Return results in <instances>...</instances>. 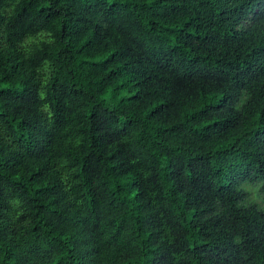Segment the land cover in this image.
<instances>
[{"label": "trees", "instance_id": "16d2710c", "mask_svg": "<svg viewBox=\"0 0 264 264\" xmlns=\"http://www.w3.org/2000/svg\"><path fill=\"white\" fill-rule=\"evenodd\" d=\"M0 264H264V0H0Z\"/></svg>", "mask_w": 264, "mask_h": 264}, {"label": "rangeland", "instance_id": "374dc122", "mask_svg": "<svg viewBox=\"0 0 264 264\" xmlns=\"http://www.w3.org/2000/svg\"><path fill=\"white\" fill-rule=\"evenodd\" d=\"M256 189H252L250 192V196L248 197L250 201L258 202L262 205V201L260 200V197L256 195Z\"/></svg>", "mask_w": 264, "mask_h": 264}]
</instances>
